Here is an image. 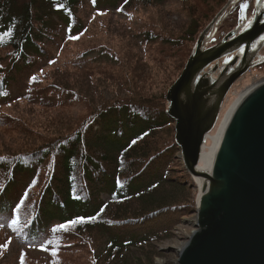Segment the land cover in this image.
Instances as JSON below:
<instances>
[{
    "label": "trees",
    "instance_id": "trees-1",
    "mask_svg": "<svg viewBox=\"0 0 264 264\" xmlns=\"http://www.w3.org/2000/svg\"><path fill=\"white\" fill-rule=\"evenodd\" d=\"M229 1L0 0V130L22 142L0 153L1 264L152 262L173 223L127 229L195 208L166 94ZM20 102L62 121L33 128L9 113Z\"/></svg>",
    "mask_w": 264,
    "mask_h": 264
},
{
    "label": "water",
    "instance_id": "water-1",
    "mask_svg": "<svg viewBox=\"0 0 264 264\" xmlns=\"http://www.w3.org/2000/svg\"><path fill=\"white\" fill-rule=\"evenodd\" d=\"M228 6L202 33L166 96L186 172L207 186L194 209L197 231L178 251L176 264H264V81L235 111L211 171L203 174L198 170L215 115L232 86L248 72L252 52L264 37L262 9L244 32L237 35L232 31L221 43L204 50L206 34ZM240 49L244 50L240 64L219 84L209 86L206 78L217 66L196 84L203 69Z\"/></svg>",
    "mask_w": 264,
    "mask_h": 264
},
{
    "label": "rangeland",
    "instance_id": "rangeland-1",
    "mask_svg": "<svg viewBox=\"0 0 264 264\" xmlns=\"http://www.w3.org/2000/svg\"><path fill=\"white\" fill-rule=\"evenodd\" d=\"M258 2L259 0H242L241 5L244 11L242 12L243 17L238 16V18L236 17V19H233L232 17H228V16H226V18L224 17L225 20L222 22L223 27H221V30L217 35L218 40L219 39L221 40L230 29H233L237 27L238 25H242L243 27L246 26L252 19V17L250 18L248 17L250 15H253L254 8L257 6ZM171 20H172V23L177 27H180L186 23V19L184 18V16H180L178 14H175L174 16H172ZM53 70H54V67L49 69V75L52 74ZM59 75L60 74H58V76ZM67 77H68V74H65L64 75V78L66 79V80L64 79L65 82H68ZM263 79H264V69H253L250 72L249 76L243 77L238 82V84L233 87V91L231 92V95L229 96L228 101L223 107V112L221 114L220 123H221V120L224 118L226 112L230 108V106L233 105L236 99L238 98L239 94L242 91H244L246 88H248L249 86H252L254 83L255 84L258 83ZM70 81H71L70 86L71 87L75 86V89L83 97L90 98L94 96L95 93H97L96 91H94L96 89L94 85H92V82L86 81L84 76H82V79H78V83H76V79H73L70 76ZM8 109H9L8 111L10 114L16 115L18 117L20 116L21 118L26 119L33 128L38 127L40 123L45 120L46 122H48L46 123L48 128L56 129L57 122L62 121V119L55 120V119H52L51 117H48L47 114H45L44 111L41 110L40 108H37L32 104L29 105L28 103H25V102L17 103ZM74 112L75 110L71 109L69 111V114H74ZM37 129L40 130V128H37ZM212 133H216L215 130ZM15 136L16 135H11V132L5 133L2 130H0V153L15 152L16 150L20 149L19 147L21 146L20 144L21 141H19L17 137ZM210 144H212V142L209 143L207 146H209ZM171 157L176 158V161L178 163V170L181 171V174L184 177L183 181L187 183L188 186L190 185V188H192L191 189L192 193L190 196H191V200L194 199L195 207H196L200 192H199V189L195 181L192 179V177L189 174H187L184 168L182 159L180 158V151H176V153H172ZM155 169L156 168H154L152 171H155ZM60 184L61 183L59 182V186H61ZM97 194H98L97 198L101 196L103 200L107 199V194L105 191L101 190ZM194 209L189 210L184 213L175 214L172 217H170L171 214H168L162 217L158 216L157 218L150 220L141 226H132L129 229H127L129 233H132L134 231L144 233L148 229H154L155 227H157L156 225L158 224H163V223L168 224V222L173 223L172 228H168L169 229L168 237H165L162 240L155 241L152 243V245L155 248L154 250L156 253L150 264H176L178 262L179 248L183 247V245H186L188 243L187 237L191 236V231L195 227L194 222H193V219L195 217ZM173 218L174 219L176 218V220L172 221ZM99 236H100L101 242L104 243L105 239L102 237L103 235L99 233ZM184 242L186 243L183 244ZM17 247L18 246L16 243L15 244L11 243L9 246V252L7 250V256H11L12 253L14 252L16 253ZM32 255L34 257H40V255H37V254L36 255L32 254ZM2 260L3 258L0 257V264ZM5 260L7 264H15L14 259H5Z\"/></svg>",
    "mask_w": 264,
    "mask_h": 264
},
{
    "label": "bare ground",
    "instance_id": "bare-ground-1",
    "mask_svg": "<svg viewBox=\"0 0 264 264\" xmlns=\"http://www.w3.org/2000/svg\"><path fill=\"white\" fill-rule=\"evenodd\" d=\"M261 80L258 83H254L252 86H249L248 88H246L244 91H242L238 98L236 99V101L234 102L233 105L230 106V108L228 109V111L226 112L224 118L221 120V123L217 124L216 133H208V135L206 136V143L203 147L202 150V154L200 157V164H199V172L203 173V174H207L211 171L217 150L221 144V141L223 139L224 133L226 131V128L229 124V122L231 121L235 111L237 110L238 106L241 104V102L256 88L260 85V83H262ZM229 98H227L226 102L228 101ZM209 146H207L209 143H211ZM195 182L196 185L199 189V197L198 200H200V196L203 194V192L206 190V185L205 183L199 179V178H195ZM195 213V212H194ZM196 215V213L194 214ZM196 217H194L193 222L195 221ZM197 231V228L194 227L193 230L191 231V236H188L187 239L189 241V239L192 237L193 233ZM186 242H184L183 244H185ZM186 245H183V247ZM183 247L179 248L182 249Z\"/></svg>",
    "mask_w": 264,
    "mask_h": 264
},
{
    "label": "flooded vegetation",
    "instance_id": "flooded-vegetation-1",
    "mask_svg": "<svg viewBox=\"0 0 264 264\" xmlns=\"http://www.w3.org/2000/svg\"><path fill=\"white\" fill-rule=\"evenodd\" d=\"M214 44H216V42L215 43H211L210 44V46H213ZM241 56V52H239V53H236V54H234V55H232L231 56V59L229 60V61H227L226 63H221V64H223V68L229 63V62H231L235 57H240ZM258 60L256 59V61H255V64H254V67L257 69V67L259 66V69L261 68V66L260 65H264V62H257ZM220 64V65H221ZM222 112V109L215 115V117H216V119H218V117H219V115H220V113Z\"/></svg>",
    "mask_w": 264,
    "mask_h": 264
},
{
    "label": "snow or ice",
    "instance_id": "snow-or-ice-1",
    "mask_svg": "<svg viewBox=\"0 0 264 264\" xmlns=\"http://www.w3.org/2000/svg\"><path fill=\"white\" fill-rule=\"evenodd\" d=\"M72 223H75V221H73ZM59 227H66V226H64V225H61V226H59Z\"/></svg>",
    "mask_w": 264,
    "mask_h": 264
}]
</instances>
